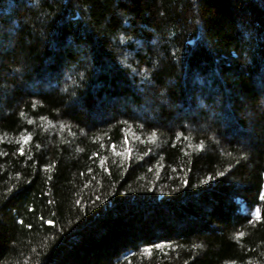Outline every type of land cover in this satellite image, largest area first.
<instances>
[{
    "label": "trees",
    "instance_id": "1",
    "mask_svg": "<svg viewBox=\"0 0 264 264\" xmlns=\"http://www.w3.org/2000/svg\"><path fill=\"white\" fill-rule=\"evenodd\" d=\"M261 197L264 0H0V264H264Z\"/></svg>",
    "mask_w": 264,
    "mask_h": 264
},
{
    "label": "snow or ice",
    "instance_id": "2",
    "mask_svg": "<svg viewBox=\"0 0 264 264\" xmlns=\"http://www.w3.org/2000/svg\"><path fill=\"white\" fill-rule=\"evenodd\" d=\"M33 107H35V104H33ZM41 119H43V117H42ZM28 123L31 124V123H33V121H28ZM31 139H32L31 134L26 135V136H24V138H23V142H24V143H27V142H29ZM20 151H21V153H23V149H21ZM221 175H223V173H221ZM261 199H264V197H261ZM256 211H257V215L259 216V214H260V209H257ZM161 246H162V245H155V247H157V248H159V247H161Z\"/></svg>",
    "mask_w": 264,
    "mask_h": 264
},
{
    "label": "rangeland",
    "instance_id": "3",
    "mask_svg": "<svg viewBox=\"0 0 264 264\" xmlns=\"http://www.w3.org/2000/svg\"><path fill=\"white\" fill-rule=\"evenodd\" d=\"M67 77V75L66 76H64V78H66ZM46 86H48V84H46Z\"/></svg>",
    "mask_w": 264,
    "mask_h": 264
}]
</instances>
